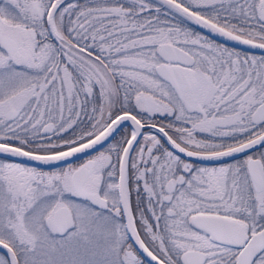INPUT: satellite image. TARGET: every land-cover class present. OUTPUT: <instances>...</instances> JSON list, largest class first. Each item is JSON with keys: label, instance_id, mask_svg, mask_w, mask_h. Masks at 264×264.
Segmentation results:
<instances>
[{"label": "snow or ice", "instance_id": "obj_1", "mask_svg": "<svg viewBox=\"0 0 264 264\" xmlns=\"http://www.w3.org/2000/svg\"><path fill=\"white\" fill-rule=\"evenodd\" d=\"M0 264H264V0H0Z\"/></svg>", "mask_w": 264, "mask_h": 264}]
</instances>
